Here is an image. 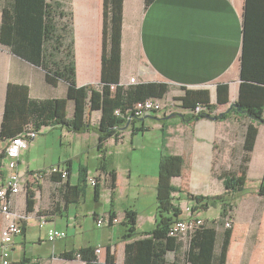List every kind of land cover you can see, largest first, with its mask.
Here are the masks:
<instances>
[{
  "label": "crops",
  "instance_id": "0c3cea01",
  "mask_svg": "<svg viewBox=\"0 0 264 264\" xmlns=\"http://www.w3.org/2000/svg\"><path fill=\"white\" fill-rule=\"evenodd\" d=\"M7 1L10 0H0V20L1 8ZM59 1L72 12L76 82L81 86L98 85L103 0ZM245 2L153 0L146 5L144 0H123L120 83H131V77L135 82H166L171 86L166 97L174 87L179 92L176 96L181 95L184 88H207L212 103L217 100V84L227 83L229 102L218 105L209 115L228 111L237 100L240 87ZM11 82L28 85L30 95L35 99L66 96L64 81L51 86L46 82L41 66L1 45L0 124L6 87ZM185 112L178 108L139 117L133 124L126 123L118 136H110L104 141L105 154L111 157L116 171L112 209L110 190L102 185L104 176L97 168L100 152L96 129L80 133L58 125L41 127L36 136L29 139L27 147L20 151L17 172L29 179L31 170L55 166L63 171L69 168V171L58 181L53 180V176H58L59 172L46 173L33 186L29 181L35 194L34 210L26 212L22 233L12 237L9 264H84L78 257H65L64 254L87 245L103 248L101 257L98 256L100 260L105 259L108 246L115 253L116 264H124L126 240L122 237L120 221L125 209H135L138 234L142 235L155 226L158 167L162 152L183 158L181 174L172 177V184L181 189L172 193L173 202L183 211L181 217L186 215L184 208L194 204L186 198L185 191L215 195L216 180L221 181L218 176L216 179V170L235 167L241 153L244 127L251 121L234 111L225 119L204 116L193 120L181 115ZM67 113L68 116L73 114L72 101L67 103ZM162 114L166 116L159 120ZM100 115L96 110L89 114L88 119L93 126H97ZM254 124L258 134L250 153L247 181L252 179L260 183L264 174V122ZM139 126L144 130H137ZM8 142L0 140L1 151ZM75 159L79 162L76 181L72 173ZM9 160L5 153L0 162V186L9 172ZM90 164L91 177L100 185L97 198L94 185L88 187L86 182ZM81 168L86 169V180L84 193L77 196L73 188L66 189L61 184L78 183ZM26 194V189H23L11 196V207L16 212L25 213ZM259 202L264 208L263 197ZM110 211L115 212L116 224L109 223ZM207 211L200 212L199 216L212 219L202 216ZM101 217L105 221L98 226L96 220ZM42 218L46 222L40 227ZM3 223L4 218L0 215V225ZM49 227L64 231L65 238L48 241L46 230ZM167 257L172 261L174 254L169 252Z\"/></svg>",
  "mask_w": 264,
  "mask_h": 264
},
{
  "label": "trees",
  "instance_id": "16d2710c",
  "mask_svg": "<svg viewBox=\"0 0 264 264\" xmlns=\"http://www.w3.org/2000/svg\"><path fill=\"white\" fill-rule=\"evenodd\" d=\"M153 0H144L149 5ZM59 0H10L1 8L0 46L43 68L45 80L51 86L59 81L66 83V96L35 99L30 95L28 85L11 82L6 87V99L0 124V140H10L29 128L38 131L43 126H64L74 132L96 129L99 140L100 159L98 170L103 174V184L110 190V207L116 188V171L110 156L105 154L104 141L118 136L122 127L133 124L139 117L131 116L130 110L138 101L154 98L164 100L171 88L170 84L160 81L120 83L121 39L123 24V0H103L102 7V55L100 82L98 85H79L75 76L73 49L72 12L65 9ZM243 43L240 59V87L235 101L226 112L215 114L225 119L232 111L249 119L243 132V144L235 167L221 170L217 176L223 181V192L215 195L191 194L185 191L192 210L207 211L219 204L217 219H204L192 232L183 236L169 234L170 226L182 215V209L173 200L174 192L181 191L172 184V177L182 172L183 158L173 153L162 152L158 167L156 222L155 226L143 233L137 232V211L125 209L122 225L124 244V264H226L227 252L231 243L233 226L227 225L225 217L231 209L230 196L242 192L247 182V169L250 153L254 148L258 128L254 122H264V0H246L243 19ZM114 86L113 88L111 86ZM227 83L217 84V100L210 101L207 88H184L183 93L175 96L177 107L186 110L181 113L188 119H198L212 112L218 105L229 102ZM73 102V114L68 116L67 103ZM200 109L196 112V108ZM94 110L101 115L97 126L88 119ZM119 111L117 115L115 112ZM157 113V112H155ZM175 113V112H172ZM166 115L159 116V120ZM138 129H143L139 126ZM5 157L0 150V162ZM69 171L67 168L66 175ZM65 175V176H66ZM63 175L53 176L61 180ZM80 180L75 185L62 183L66 189L73 188L76 195L84 193L86 169L79 171ZM264 178V176H263ZM96 198L100 185L94 186ZM26 212L34 210L35 198L31 185L27 183ZM258 195L264 198V179L258 187ZM109 223L115 212H108ZM222 227V231L219 230ZM225 225V226H224ZM174 259H168V253ZM65 257H78L84 264H116L115 253L108 246L105 259L100 260L95 247L87 245L64 254Z\"/></svg>",
  "mask_w": 264,
  "mask_h": 264
},
{
  "label": "built area",
  "instance_id": "2783aa9c",
  "mask_svg": "<svg viewBox=\"0 0 264 264\" xmlns=\"http://www.w3.org/2000/svg\"><path fill=\"white\" fill-rule=\"evenodd\" d=\"M130 82H135L134 77L130 78ZM111 87L113 88L114 86L112 85ZM199 109L200 107H197L196 112ZM162 110L163 105L159 99L149 98L135 103L130 112L131 116L134 115L135 117H144L155 112L162 113ZM115 113L118 115L119 111L117 110ZM37 132L38 131L33 130V128H29L22 134L11 138L6 147H4V151L10 160L7 162L9 172L0 186V215L4 218L3 225H0V264H9L12 237L22 233L24 219H26V213L16 212L15 209L11 207V196L14 194H19L20 191L24 189V186L29 183V181L32 186L34 184L36 185L39 180L43 179L46 173L50 174L54 172H61L63 177L66 175V171L60 170L55 166H52L48 169L31 170L29 179L24 178L17 172L16 163L19 153L21 150L27 147L29 139L32 137L34 138ZM88 182L95 186L97 179L90 177ZM184 211L186 212V215L176 220L170 226V230H168L169 234L172 236L181 237L186 233L188 234L189 232L194 231L203 222V219L199 216V210L194 211L192 210V206H186ZM104 221V217H101L96 220V223L98 226H100L104 223ZM45 222L46 219L42 218L39 223L40 227L44 226ZM117 222L118 220L116 217L112 219L113 224H116ZM226 224L229 225V222ZM65 236L66 233L61 231V229L49 227L46 230V237L50 242L60 238L63 239ZM94 247L97 256L101 257L103 248L99 245Z\"/></svg>",
  "mask_w": 264,
  "mask_h": 264
},
{
  "label": "rangeland",
  "instance_id": "374dc122",
  "mask_svg": "<svg viewBox=\"0 0 264 264\" xmlns=\"http://www.w3.org/2000/svg\"><path fill=\"white\" fill-rule=\"evenodd\" d=\"M178 93V90L174 87L170 95L164 100H161L163 105L162 113L178 110V103L175 99ZM235 131L238 132V130ZM34 154L33 152L32 155ZM78 164L79 162L77 159H75L74 164H72L73 179L75 181L78 180ZM91 171L92 168L90 164L87 168L86 182L88 187L92 186L88 182L91 177ZM217 171L218 170H216V179H219L217 177ZM260 183H257L256 180H248L242 192L234 193L229 197L230 200L228 201L231 204V209L224 220L230 222L234 228V232L227 264H264V208L263 205L261 207L259 202L261 201V197L258 195ZM223 184L222 180L219 182L216 180L215 194H221L223 192ZM219 213L220 206L218 204L215 207H210L207 213L202 216L217 219ZM203 218L204 217H202V219ZM218 227L219 230L222 231V227L219 225Z\"/></svg>",
  "mask_w": 264,
  "mask_h": 264
},
{
  "label": "water",
  "instance_id": "95a60500",
  "mask_svg": "<svg viewBox=\"0 0 264 264\" xmlns=\"http://www.w3.org/2000/svg\"><path fill=\"white\" fill-rule=\"evenodd\" d=\"M232 106H237V103H236V102H233V103H232ZM232 106H230V107H232ZM205 116H206V118H208V119H215V118H216L215 116H211V115H209V114H208V115L206 114Z\"/></svg>",
  "mask_w": 264,
  "mask_h": 264
}]
</instances>
